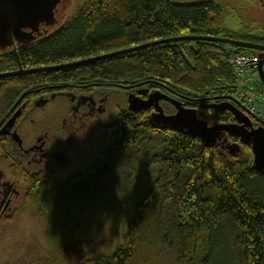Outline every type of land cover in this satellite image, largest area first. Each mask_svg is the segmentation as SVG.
<instances>
[{"label": "trees", "instance_id": "obj_1", "mask_svg": "<svg viewBox=\"0 0 264 264\" xmlns=\"http://www.w3.org/2000/svg\"><path fill=\"white\" fill-rule=\"evenodd\" d=\"M225 22V11L206 1L78 0L48 37L17 54L0 56V73L18 62L25 68L57 65L180 35L217 36ZM238 53L255 55L225 44L183 41L96 61L89 68L0 79V115L35 82L76 80L85 72L90 80L157 85L197 109L203 119L208 114L215 122L233 123L230 111L206 106L232 97L237 77L230 59ZM149 116L120 113L106 128L111 145L97 167L66 184H36L30 193L28 200L41 214L42 209L58 208L51 202L56 195L61 201L92 195L93 184L115 157L148 136L161 139L163 148L151 159L158 167L155 181L137 206L122 243L105 255L84 240L68 245L65 254L81 264H126L138 245L157 243L173 255L175 264H194L203 245L202 264H264V173L253 167L251 148L229 137V142L240 144V152L230 156L220 143L205 146L198 138L155 126Z\"/></svg>", "mask_w": 264, "mask_h": 264}, {"label": "flooded vegetation", "instance_id": "obj_2", "mask_svg": "<svg viewBox=\"0 0 264 264\" xmlns=\"http://www.w3.org/2000/svg\"><path fill=\"white\" fill-rule=\"evenodd\" d=\"M175 1L215 3L226 14L222 27L224 33L264 47V0ZM66 17L53 31L63 25ZM217 36L225 37L223 34ZM247 50L254 51L257 57L262 53L264 59L263 50ZM12 52L17 54L12 49L2 56ZM89 67L91 64L73 68ZM18 68L19 62L8 71ZM145 85L140 84L134 89L130 80H90L84 72L76 80L38 81L19 92L5 113L0 115L1 131L17 114L11 127L0 134V224L26 205L38 209L35 203L28 200L36 184H66L70 180L82 179L79 174L97 167L111 145L106 128L116 120L112 124H107L105 120L113 109L114 100L121 97L118 105L121 106V102L126 104L118 110L117 117L122 112L131 114L128 95L140 91V98L146 99L150 90ZM165 103L169 104L162 101L163 108ZM45 110H51L49 117L56 119L54 123L47 124L43 118L37 119L36 115ZM172 111L167 114L174 113V108ZM141 112L151 114L153 108ZM15 132L21 143L14 138ZM3 162L7 163L6 172L2 169ZM6 214H9L8 217Z\"/></svg>", "mask_w": 264, "mask_h": 264}, {"label": "rangeland", "instance_id": "obj_3", "mask_svg": "<svg viewBox=\"0 0 264 264\" xmlns=\"http://www.w3.org/2000/svg\"><path fill=\"white\" fill-rule=\"evenodd\" d=\"M77 2L71 0L65 17L75 9ZM135 84L131 83L133 88ZM145 88L180 98L157 85L147 84ZM120 100L121 97L114 100L113 109L105 120L107 124H112L118 110L125 107V102L118 105ZM164 108L166 113L173 112L170 104L165 103ZM50 111L39 112L37 119L54 123L56 119L49 117ZM204 120L210 125L216 123L208 114ZM162 148L159 137L143 138L126 153L115 157L108 172L93 184L92 195L79 199L67 196L62 201L56 195L51 202L57 204V209H42L41 214L26 205L20 212L5 218L0 224V264H81L76 257L65 254L64 249L84 240L95 246L97 254L112 253L122 243L137 206L155 181L158 167L151 159ZM6 167L7 163L3 162L5 172ZM204 257L205 247L201 245L194 264H202ZM126 264H175V259L157 243H142Z\"/></svg>", "mask_w": 264, "mask_h": 264}, {"label": "water", "instance_id": "obj_4", "mask_svg": "<svg viewBox=\"0 0 264 264\" xmlns=\"http://www.w3.org/2000/svg\"><path fill=\"white\" fill-rule=\"evenodd\" d=\"M70 2L71 0H0V56L12 49L17 52L18 49L32 47L46 38L65 17ZM183 41H204L264 51L263 46L229 37L180 35L57 65L23 68L19 63L17 70L1 72L0 79L79 67L157 45ZM262 57L263 54L261 53L257 71L259 78L264 82V59ZM140 94L139 91L128 95V109L132 113H139L153 108L149 120L155 126L198 138L205 146L220 143L221 147L230 156L240 152V144L237 142L231 143L228 140L229 137H235L241 144L251 148L253 167L256 171L264 173V125L254 127L251 119L232 104L221 102L206 106L220 111L228 110L235 118L233 123L216 122L210 125L207 120L201 117L197 109L186 107L179 100L161 91L150 92L146 99L140 98ZM162 101L169 103L174 108V113H165L161 105ZM16 117L17 114L6 123L0 134L11 127ZM13 136L21 143V139L16 132L13 133Z\"/></svg>", "mask_w": 264, "mask_h": 264}, {"label": "built area", "instance_id": "obj_5", "mask_svg": "<svg viewBox=\"0 0 264 264\" xmlns=\"http://www.w3.org/2000/svg\"><path fill=\"white\" fill-rule=\"evenodd\" d=\"M259 57L238 53L230 59L237 77V88L232 97L222 99L246 114L254 127L264 125V82L257 71Z\"/></svg>", "mask_w": 264, "mask_h": 264}]
</instances>
